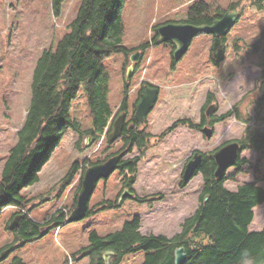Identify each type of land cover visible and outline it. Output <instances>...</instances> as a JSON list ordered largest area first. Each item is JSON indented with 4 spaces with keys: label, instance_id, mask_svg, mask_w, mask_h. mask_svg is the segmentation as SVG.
I'll return each mask as SVG.
<instances>
[{
    "label": "rangeland",
    "instance_id": "374dc122",
    "mask_svg": "<svg viewBox=\"0 0 264 264\" xmlns=\"http://www.w3.org/2000/svg\"><path fill=\"white\" fill-rule=\"evenodd\" d=\"M195 1L123 0V45L128 49L146 44L147 47L142 51V59L134 63L130 79L127 75L128 66L133 64L131 54L127 57L124 52H116L104 60L108 102L118 112L126 101L127 119L133 115L142 82L159 88L158 102L147 116L148 129L155 135L182 118L201 121L209 93L214 94L210 103L215 109L211 115L221 116L235 106L246 120L256 114L254 100L260 95L257 80L261 74L262 54L248 53V47L258 42L264 31V3L258 7L248 0H204L210 5L212 16L230 11L233 3L247 2L238 5L240 17L225 36L224 58L220 63H214L215 37L200 34L192 39L184 56L174 62L173 46L169 42L156 43V30L170 22L185 21ZM80 6L81 0H64L61 12L57 14L52 0H0V179L31 104L37 61L44 50L55 48L69 32ZM70 113L81 123L83 130L93 128V115L83 88L73 100ZM211 115L210 119L214 118ZM248 124L264 132V120L244 122L235 115L216 122L213 136L208 138L201 131L184 125L175 128L146 151L137 174H130L129 180L133 177L132 196L123 197L125 178L116 169L108 178L98 181L89 202L94 213L76 221H68V218L79 181L67 186L60 196L57 184L76 161L83 162L89 157L96 161L108 144L104 141L100 147L104 137L97 142L92 136L85 135L79 147V136L70 131L44 165L41 180L25 190L30 199L38 195L28 204L33 220L44 223L54 215L58 217V211L63 209L68 213L66 221L58 228L55 221L46 223L41 228L44 235L23 243L9 229L18 209L5 208L0 213V264H64L66 261L69 264H91V254L88 253L91 233L95 231L100 236H107L122 230L126 222L137 216L142 220L143 234L172 238L182 230L183 221L200 205L203 178L198 175L186 186H181L185 162L196 150L212 151L228 141L241 139ZM154 142H157L156 138ZM121 147V141L117 140L108 153ZM137 155L135 148L124 158ZM241 156L247 157L249 162L256 161V152L252 149L243 151ZM261 168L264 174V165ZM234 170L231 167L227 174ZM253 177V174H241L237 181L228 180L226 187L237 191L240 184L252 181ZM259 186L264 188V182ZM138 198L148 200L143 202ZM110 201L116 206L100 208L99 203L108 205ZM254 213L250 230L259 231L264 227V204L256 206ZM114 259L110 257V264ZM144 260L145 252L141 250L125 255L118 264H143Z\"/></svg>",
    "mask_w": 264,
    "mask_h": 264
},
{
    "label": "trees",
    "instance_id": "16d2710c",
    "mask_svg": "<svg viewBox=\"0 0 264 264\" xmlns=\"http://www.w3.org/2000/svg\"><path fill=\"white\" fill-rule=\"evenodd\" d=\"M248 1L258 7H262L264 3V0ZM63 3L64 0H52L55 13L61 12ZM240 3L231 4L230 10H237ZM246 3L242 2L240 5ZM122 4L123 0H81V6L75 20L69 26V32L55 48L44 50L37 61L32 81L31 104L17 133V142L9 151L0 179V213L7 207L20 209L16 215L21 214V218L12 231L15 238L22 240L23 243L35 241L44 235L45 232H42L41 228L46 223L55 221L54 225L58 228L67 219L68 213H65V210H59L58 217L54 215L51 220L44 223L33 220L28 212L30 209L28 204L38 195L30 199L25 190L41 180L40 173L44 165L50 161L52 154L70 131L79 136L77 142L79 147L80 140L85 135L92 136L97 142L104 137L100 147L105 142L108 147L96 161H92L91 157L83 162L76 161L57 184L60 187L59 196L75 181L79 171L84 174L89 166L102 163L122 152L132 153L137 148L138 155L123 158L118 167L125 178V186L133 191L132 184L128 180L129 175L137 174L143 155L179 126L184 125L195 131H202L206 125L213 129L216 122L224 121L232 115L244 122L252 119L258 122L264 120L262 116L264 110L263 31L258 42L248 47L250 48L248 53L262 54L261 74L257 80L260 95L254 100L256 111L254 118L249 116L247 120L244 119L238 106L226 114L211 115L214 118H208L206 110L214 97L213 93H209L208 104L203 107L201 121L182 118L161 134L155 135L148 129V118L143 124L136 121L134 109L131 119H127L121 137L118 139L122 147L108 153L115 143L110 141L109 134L117 112L108 102V76L104 60L116 52H124L129 57L132 52L138 49L144 50L147 47L146 44L141 48L128 49L123 45ZM210 8L204 0L195 1L184 22L196 25L211 24L226 13L224 11L223 14L212 16ZM214 37L212 52L217 48H221L223 52L219 59L212 56L213 62L218 64L224 58L226 38ZM157 41L158 36L155 38L156 43ZM169 43L174 49V43ZM174 62H176L175 59ZM81 88L93 115V128L89 130H83L81 123L70 113L72 102L77 98ZM141 92L142 89L140 94ZM119 110L127 111L126 101ZM154 138L157 142H154ZM237 141L242 147V152L248 149L256 152V161L249 162L247 157L241 156V152L234 165L235 170L217 179L215 177L216 163L212 153L219 147L212 151H201L203 160L194 174V177L201 175L203 178L200 205L183 221L182 230L179 233L172 238L165 235H145L141 232L142 220L139 216L133 221L126 222L122 230L107 236H100L94 231L90 235L91 243L88 250L91 254V264H105L103 254L109 250L116 253L112 264H118L125 255L141 250L145 252L143 264H174L176 249L179 247H184L187 254L183 264H245L248 257L254 258L256 264H264V227L259 231L250 230L255 217L254 208L264 204V188L259 186L260 182H264V174L261 170L264 165V132L248 124L242 138ZM241 174H253L254 179L240 184L237 191L229 190L226 182L237 181ZM82 178L79 180L80 184L73 207L70 209L71 213L77 204ZM187 184L181 180V186L184 187ZM138 199L143 202L148 200L147 198ZM104 203H99L100 208L116 206L113 201H110L108 205ZM92 213L94 210L89 207L87 216ZM64 264H69V261Z\"/></svg>",
    "mask_w": 264,
    "mask_h": 264
},
{
    "label": "water",
    "instance_id": "95a60500",
    "mask_svg": "<svg viewBox=\"0 0 264 264\" xmlns=\"http://www.w3.org/2000/svg\"><path fill=\"white\" fill-rule=\"evenodd\" d=\"M240 14L238 10H230L226 12L221 18L213 21L211 24L196 25L189 22H170L159 26L157 28L158 42H172L175 45L173 50V58L179 60L188 51L191 41L194 37L200 34H209L216 37H225L232 26L239 19ZM176 41L180 42V47H177ZM222 50L218 49L214 53V58L218 59L221 57ZM142 58V52L136 51L131 54L132 63L140 61ZM134 69L133 64L128 66L127 79H130L132 70ZM159 98V89L149 84L144 85L143 91L136 104L135 119L141 123L145 122L147 115L155 107ZM215 109V106H210L207 110L209 115L211 111ZM127 112H119L113 120L112 131L109 135L111 142L116 141L122 134V131L126 124ZM203 131L207 136H211L212 132L204 127ZM90 138V137H89ZM242 147L238 141H232L226 143L221 148L213 152L212 157L216 163L215 177L221 179L225 176L227 170L236 164ZM126 152H122L119 155H114L108 160L94 164L87 168L84 173L82 180V187L78 195L77 204L72 214L68 218V221H76L84 218L89 209L90 198L94 192V189L98 181L102 178H108L117 168L119 162ZM203 160V154L196 152L194 156L188 161L183 171V180L189 182ZM133 181V177L130 178V182ZM128 188L125 189L123 197L132 196ZM21 214H18L10 224V229H14L18 225ZM116 257L114 251H105L103 259L105 264H110V257ZM2 257V256H1ZM187 254L184 247L176 249V256L174 264H183L186 260Z\"/></svg>",
    "mask_w": 264,
    "mask_h": 264
},
{
    "label": "clouds",
    "instance_id": "9594fccd",
    "mask_svg": "<svg viewBox=\"0 0 264 264\" xmlns=\"http://www.w3.org/2000/svg\"><path fill=\"white\" fill-rule=\"evenodd\" d=\"M177 47H180V42L176 41ZM245 264H256L255 259L252 257H248L247 260L245 261Z\"/></svg>",
    "mask_w": 264,
    "mask_h": 264
},
{
    "label": "flooded vegetation",
    "instance_id": "af4514ba",
    "mask_svg": "<svg viewBox=\"0 0 264 264\" xmlns=\"http://www.w3.org/2000/svg\"><path fill=\"white\" fill-rule=\"evenodd\" d=\"M218 49H219V48H218ZM141 85H142V87H143V86H144V82H142ZM141 93H142V92H141ZM140 95H141V94H140ZM210 104H211V103H210ZM127 112H128V110H127ZM210 115H211V114H210ZM210 115L207 114L208 118H210ZM127 118H128V115H127ZM143 123H145V122H143ZM194 153H196V152H194ZM192 156H193V154L191 155V157H192Z\"/></svg>",
    "mask_w": 264,
    "mask_h": 264
},
{
    "label": "bare ground",
    "instance_id": "6f19581e",
    "mask_svg": "<svg viewBox=\"0 0 264 264\" xmlns=\"http://www.w3.org/2000/svg\"><path fill=\"white\" fill-rule=\"evenodd\" d=\"M182 22H184V21H182ZM139 122V121H138ZM141 123V122H140ZM141 124H143V123H141ZM123 132V131H122Z\"/></svg>",
    "mask_w": 264,
    "mask_h": 264
},
{
    "label": "crops",
    "instance_id": "0c3cea01",
    "mask_svg": "<svg viewBox=\"0 0 264 264\" xmlns=\"http://www.w3.org/2000/svg\"><path fill=\"white\" fill-rule=\"evenodd\" d=\"M141 229H142V227H141Z\"/></svg>",
    "mask_w": 264,
    "mask_h": 264
}]
</instances>
